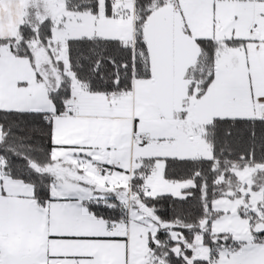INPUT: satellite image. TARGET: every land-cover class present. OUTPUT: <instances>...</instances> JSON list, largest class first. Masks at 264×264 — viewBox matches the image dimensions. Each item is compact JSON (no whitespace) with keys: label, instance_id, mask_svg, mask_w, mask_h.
I'll list each match as a JSON object with an SVG mask.
<instances>
[{"label":"snow or ice","instance_id":"snow-or-ice-1","mask_svg":"<svg viewBox=\"0 0 264 264\" xmlns=\"http://www.w3.org/2000/svg\"><path fill=\"white\" fill-rule=\"evenodd\" d=\"M0 264H264V0H0Z\"/></svg>","mask_w":264,"mask_h":264},{"label":"trees","instance_id":"trees-1","mask_svg":"<svg viewBox=\"0 0 264 264\" xmlns=\"http://www.w3.org/2000/svg\"><path fill=\"white\" fill-rule=\"evenodd\" d=\"M180 175H182V173L179 171V170H176V172H175V177H179Z\"/></svg>","mask_w":264,"mask_h":264}]
</instances>
